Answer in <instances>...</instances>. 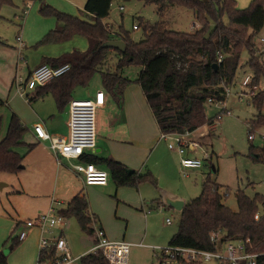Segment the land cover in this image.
Listing matches in <instances>:
<instances>
[{
  "label": "trees",
  "instance_id": "1",
  "mask_svg": "<svg viewBox=\"0 0 264 264\" xmlns=\"http://www.w3.org/2000/svg\"><path fill=\"white\" fill-rule=\"evenodd\" d=\"M20 1H38L39 14L55 18L58 24L38 45L60 43L74 35L83 36L88 42L84 52L75 50L56 60H46L48 63L53 61L50 66L54 68L66 64L70 68L49 84L37 88L34 98L29 101L51 94L57 109L62 110L71 100L74 89L86 87L91 77L99 73L104 90L115 100L122 96L127 86L132 83L138 85L160 133L183 134L193 133L215 122V117L206 118L205 106L208 100L220 102L224 99V88L233 84L243 49L249 55L246 65L253 73L252 85L257 86L264 78V62H260L253 44L254 37L264 26V0H251L246 9H239L235 0H137L157 7L159 16L171 7L185 8L192 11L200 23L199 29L185 33L168 29L163 21L155 24L139 21L136 30L142 28L143 39L137 43L127 33L115 34L103 24L113 0H86L82 11L86 20L59 12L42 0ZM13 2L0 0V10L5 5H13ZM209 20L214 24L212 30L209 29ZM117 39L125 45L123 52L102 47L105 42ZM111 53H115L118 60L113 72L106 69ZM218 53H222L224 60L214 69L212 64L216 62ZM128 66L140 68L133 82L121 75ZM250 103L260 112L264 105V90L254 93ZM248 125L253 129L264 127V115L258 114ZM25 132L26 128L17 116L12 115L6 135L0 140V174H18L23 169V157L14 148L22 144ZM250 157L255 162H264V145L257 150L251 146ZM81 160L104 164L117 187L137 188L144 183L156 185L149 172L129 175L123 164L112 159L84 155ZM223 198L220 186L207 177L200 195L187 202L180 212L178 229L168 246L211 251L214 249L210 241L213 233H219L223 242L249 239L253 247L264 246V197L256 195L249 198L238 191L235 195L237 211L226 207ZM87 211L88 206L81 193L73 197L60 213L64 217H75L80 229L90 234ZM102 260L83 257L80 262L107 264ZM0 264H8L2 252ZM260 264H264V256L260 258Z\"/></svg>",
  "mask_w": 264,
  "mask_h": 264
},
{
  "label": "crops",
  "instance_id": "2",
  "mask_svg": "<svg viewBox=\"0 0 264 264\" xmlns=\"http://www.w3.org/2000/svg\"><path fill=\"white\" fill-rule=\"evenodd\" d=\"M42 1L59 12L76 15L77 10L81 9L83 11L86 0ZM13 4L11 13L3 9L0 11V140L6 135L11 116H17L21 124L26 128V132L22 137V144L14 148V151L23 157L22 165H24L22 170L26 169V167L31 170V180L27 185L23 183L20 188L12 184L7 185L6 183L5 185H0V188L7 189V195H12L14 203L5 206L0 196V252L6 256L8 264H35L38 258V244L41 234L37 229H32L28 231L24 240L19 241L17 239L18 233L25 230L21 222L31 220L43 214L41 212L48 211L53 199L59 202L60 206L57 207V214L61 215L60 212L66 209L71 199L81 193L84 194L88 206L87 216L93 219H89V229L101 228L111 241L127 240L126 242L131 244L130 249L132 247H142L143 244L138 243V240L140 238L147 240L148 232L150 231V218L147 217L149 214L144 213L142 216L141 213L145 206H142L143 202H146L145 200L149 198H155L153 199L155 202L153 204L158 207L159 204H163L162 194L167 193L175 198L179 196L171 193L170 188L164 189L165 187H162L157 189L156 185L152 188L148 183L144 185L149 188L144 185L139 188L117 187L111 180L110 175L105 186H86L82 177L75 174L70 168V164L77 163V161L62 160L57 163L55 156L48 149L47 143L39 142L35 138L32 127L36 123H41L51 135H67L69 103L64 109L58 110L51 94L27 101L14 89L13 81L15 76L27 77L33 69L40 65H52L53 61L48 63L46 60H56L71 54L75 50L84 52L88 48V42L85 37L74 35L69 40L60 43L38 45L46 34L58 26L55 18L41 16L39 14L40 3L38 1L23 2L14 0ZM23 10H26L27 13L20 21L18 17ZM11 17L13 23L7 20V18ZM82 20H86V18H82ZM102 22H105V20L103 19ZM17 36L21 37L22 47L16 42ZM257 36H260L258 43L253 44L259 52L264 54V26ZM20 55L22 60L19 59ZM114 57L117 58L116 54L111 53L109 59ZM248 60L244 65L239 61L238 68L241 67L243 69L238 83L239 90L240 82L245 76L253 77V73L246 65ZM255 87V93L264 90V87H261L259 82ZM76 89L75 93H77V96L73 94V91L71 100L93 99L95 96L94 92L89 97H86L85 93H82L78 88ZM96 89V92H104V103L99 110H102L106 117L103 124H98L94 149L90 152H85L84 155L93 156L97 159H112L137 174L143 175L149 172L157 180H160L161 176H166L168 174V162L156 152L160 142H163V140H160V130L140 87L136 84L127 86L118 100H115L104 88L97 86ZM35 94V92H31L29 99L34 98ZM235 96L237 98L236 101L242 103L238 101V92ZM215 110L217 109L215 108ZM228 110L230 111V109ZM258 114L264 115V105L260 112L254 109L251 120H254ZM209 127L213 128V124ZM196 131L190 135V140H192L191 137ZM195 153L187 151L186 155L196 157ZM150 158H153V161L148 165ZM94 165L98 169L108 172L104 164ZM185 172L187 174V171ZM4 174L9 176H1L0 180L6 182L12 179L9 178L11 175H16ZM4 174L1 173L0 175ZM51 184L52 188L50 190ZM112 194L115 202L112 203L107 200L106 202L111 206L114 218H118L121 221L120 230H117L107 207L101 205L98 199L99 197L104 200L105 197ZM41 197L45 200L43 205L40 203ZM19 199H23L28 207L17 204ZM178 199H181V197ZM184 204H186L185 201ZM165 208L167 207L165 206ZM62 217L64 218L63 226L54 228L50 231V234L53 237H62L70 254H74V258H78L94 246L95 237L92 233L88 234L82 231L75 217ZM164 224L166 225L165 222ZM174 234L175 232L166 235L165 241L169 243ZM72 235L76 237L78 242L76 248L67 242L69 240L67 237ZM155 240L159 239L155 238ZM162 242L157 244L164 245L165 243ZM147 248L152 249V252H156L155 249L158 247ZM46 256L47 253H43L42 257L45 258Z\"/></svg>",
  "mask_w": 264,
  "mask_h": 264
},
{
  "label": "rangeland",
  "instance_id": "3",
  "mask_svg": "<svg viewBox=\"0 0 264 264\" xmlns=\"http://www.w3.org/2000/svg\"><path fill=\"white\" fill-rule=\"evenodd\" d=\"M200 1L205 2L206 0ZM235 1L239 9H246L251 2V0ZM13 5H5L1 8V10H8L11 13ZM119 7H122L121 11L119 10ZM157 10V7L153 5H146L143 2L137 0H113L109 15L104 19L105 22L103 23L107 24L106 26L109 27L110 30H112L115 34L127 33L129 38L136 43L143 39L142 28L140 27L138 30L133 29L134 25L139 26V21L149 24H155L163 21L168 29L185 33L194 32L200 28L198 27L200 26V23L195 20L193 12L185 8L171 7L164 11L162 16L158 15ZM71 16L80 19L86 18L81 9L76 11V15ZM7 20L13 23L12 17L7 18ZM223 21L226 22V18H223ZM213 26V21L209 20V29L212 30ZM259 37L260 36H255L253 43H258ZM256 52L260 62H264V54L259 52L257 48ZM248 58V52L243 49L241 51L239 61H241V64L244 65ZM117 62L118 60L116 57L109 59L106 69L110 72L115 71ZM244 70L249 72L247 69ZM139 71V67L128 66L123 69L121 75L133 82ZM242 72L243 69L239 67L235 73L232 86H227L230 91V96L228 97L226 105L227 108L230 109L231 115H225L221 120L213 123V128H210V125H204L200 127V129H198L191 137L192 140L197 141L200 145L195 153L196 157L202 159L203 166L200 169L188 170L187 174L183 175L180 169V157L177 152L172 150L170 151L168 149V142H160L156 152H158L163 157V159L168 162V174L166 176H161L160 180H157L156 177H153L156 181L157 189L162 187H165L164 189L170 188L171 193H175V195L179 196L178 198L181 197V200L187 203L191 199H195L200 195L205 179L210 177L211 181L220 186L221 194L227 193V195L222 199V202L226 207L233 211H237L235 195L238 191L243 192L249 198H254L256 195L264 197V162H255L250 157L251 146L256 150L263 147L261 135L264 134V127L254 129V140H248V124L252 121L251 119L254 113V108L250 102L238 103L235 96V94L239 91L238 83L242 76ZM259 84L261 87H264V78L259 80ZM97 86H99V88H103L99 73H95L91 77L86 87H79L78 89L82 93H85L86 97H89L94 92L96 93ZM75 91H77V89L74 90L73 94L77 96ZM216 113L217 110H215L214 107L208 105L205 106V116L207 119L214 118ZM105 117L106 116L102 110L97 109L95 111L96 138L98 124H103V122H105ZM205 152L208 154V158L203 157V153ZM152 161L153 158H150L148 165H150ZM30 173L31 170L26 167V169L22 170L20 174H16L15 176L11 175L9 178L12 179L9 180V182L0 180V185H5L6 183L7 185L12 184L17 188H20L23 186V183L25 185L30 183ZM1 176L6 177L9 175H0V179L2 178ZM149 186L153 188L152 185L149 184ZM145 187L149 188L147 185ZM51 188L52 184L50 185V190ZM7 193L8 192L6 188H0V196L4 201L5 206L7 204L13 203L12 195H7ZM112 197L113 194L105 197L104 200L100 199L99 197L98 199L101 205L107 207L109 210V215L112 221L115 223L117 230H120L121 221L118 218H114L111 206L106 202L107 200L114 203L115 201ZM40 199V203L43 205L45 200L42 197ZM153 199L155 198H149L148 200H145L146 202H143L142 206L145 205L146 207L144 206L143 211H141L142 216L144 213L149 211V215L147 214V217L150 218V231L148 232V238L147 240H144L143 238L138 240V243L143 244L142 247H132L130 249L128 255V264H160L159 260L156 258V252L159 251L152 252V249L150 250L147 247H158L157 250L167 248L168 242L165 241L166 235L176 232L178 229L180 213L168 207H164L165 209H158L157 205L153 204L155 203ZM18 202L19 203L17 204L20 206L28 207V205L24 203L23 199H19ZM45 212L47 211L41 213ZM166 219L171 220V225L166 226L164 224ZM143 230H145V228H143ZM143 230H141V232H143ZM50 237H53V235L50 234ZM155 238L159 240H155ZM67 239H69L67 242L71 243L74 248L78 246L77 239L74 235L67 237ZM126 241L127 240L124 242ZM161 241H163L162 243L165 244H157L161 243ZM71 256L74 258V254ZM98 258L100 257L98 256ZM102 261L104 262V260ZM73 264H81L80 259L75 261ZM168 264L179 263L171 262ZM201 264L218 263L215 261H209L203 262Z\"/></svg>",
  "mask_w": 264,
  "mask_h": 264
},
{
  "label": "built area",
  "instance_id": "4",
  "mask_svg": "<svg viewBox=\"0 0 264 264\" xmlns=\"http://www.w3.org/2000/svg\"><path fill=\"white\" fill-rule=\"evenodd\" d=\"M121 11L122 8H119ZM27 11L23 10L18 17L20 21L24 18ZM136 30V25L133 26ZM16 42L22 47L20 36L16 37ZM22 60V56H19ZM224 60L222 53H218L216 64ZM69 65L54 68L50 65L43 64L33 69L27 77L16 75L13 81L15 91L27 101L29 94L37 88L45 86L54 79L62 76L69 70ZM255 86L252 85V77L245 76L240 82L238 91V101L242 103L250 102L252 95L255 93ZM225 97L220 102L208 100L207 104L218 110L215 116V122L222 119L225 115H230L227 109V99L230 96L229 88H224ZM104 103V92L97 91L93 99H75L68 104L67 135L56 136L49 134L41 123H36L32 127L35 138L42 143H47L48 149L55 156L57 163L62 160L77 161L70 164L72 171L81 176L86 186H105L109 180L108 172L100 170L92 163L83 162L81 157L85 152L94 149L96 143L95 111ZM249 126L248 140H254V129ZM192 133H160V140L168 142V149L176 151L180 156V167L183 175L185 171L200 169L202 159L189 157L186 152L195 153L200 147L199 143L190 140ZM264 145V134L261 135ZM204 158L208 154L203 153ZM227 193H223L225 197ZM59 202L52 200L50 208L46 213L40 214L31 220L21 222L25 230L18 233L17 239L24 240L28 231L37 229L40 232L39 253L35 264H73L76 260L83 257H93L103 259L107 264H128V255L131 244L124 241L109 240L104 231L95 227L92 233L95 237L94 246L84 255L73 258L62 237H50V231L58 226H63L64 218L57 214ZM165 205L159 204L158 209L164 208ZM149 213V211L147 212ZM258 219V215L255 216ZM92 219V218H90ZM93 220V219H92ZM166 225L172 222L166 219ZM219 233H213L210 241L214 245L211 251L199 250L184 247H167L160 250L155 249L156 258L160 264L177 262L181 264H201L203 262L215 261L218 264H260V258L264 256V246L253 247L249 239L226 241L220 240ZM43 253L47 256L43 258Z\"/></svg>",
  "mask_w": 264,
  "mask_h": 264
},
{
  "label": "water",
  "instance_id": "5",
  "mask_svg": "<svg viewBox=\"0 0 264 264\" xmlns=\"http://www.w3.org/2000/svg\"><path fill=\"white\" fill-rule=\"evenodd\" d=\"M103 48H107V49H111V50H117L119 52H123L125 49V45L122 41L120 40H112V41H108L105 42L102 45ZM212 67L214 69H217L218 65L216 63L212 64ZM127 173L130 175L133 173L132 170H127ZM162 203L163 205H165L166 207L177 211V212H181L183 207H184V201L175 197L170 196L167 193L162 194Z\"/></svg>",
  "mask_w": 264,
  "mask_h": 264
}]
</instances>
